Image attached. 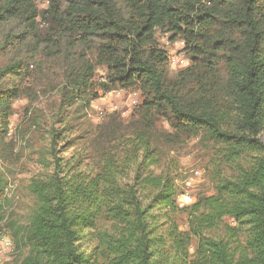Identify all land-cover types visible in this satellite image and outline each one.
Returning a JSON list of instances; mask_svg holds the SVG:
<instances>
[{"label": "trees", "instance_id": "16d2710c", "mask_svg": "<svg viewBox=\"0 0 264 264\" xmlns=\"http://www.w3.org/2000/svg\"><path fill=\"white\" fill-rule=\"evenodd\" d=\"M1 25L0 161L34 68H60L51 173L30 181L37 207L12 231L26 249L16 264H264V0H0ZM157 31L184 43L188 64L170 79ZM118 89L140 93L130 117L73 134L69 114ZM196 135L232 172L179 207L176 165L162 162ZM6 185L0 167V207Z\"/></svg>", "mask_w": 264, "mask_h": 264}, {"label": "rangeland", "instance_id": "374dc122", "mask_svg": "<svg viewBox=\"0 0 264 264\" xmlns=\"http://www.w3.org/2000/svg\"><path fill=\"white\" fill-rule=\"evenodd\" d=\"M35 3L41 10L47 7V0H35ZM5 32L6 27L1 25L0 44ZM156 38L167 53L170 50L177 51L169 42L165 45L168 41L167 34L157 31ZM7 60L8 56H3L0 52V65L5 64ZM179 69L170 67L169 64L165 65L169 79L175 76ZM34 70L35 78L27 82L28 95L19 97L13 102V114L8 129L11 151L6 159L0 161L1 170L7 180L3 194L4 201L0 207V216H2L0 231L12 241L14 239L12 231L15 227L26 226L37 207L36 198L29 189L30 181L33 178H46L51 173V157L48 154L51 124L62 111L59 107V88H56L59 66L53 65L51 58L48 57ZM105 73L104 66L97 67L96 79H103ZM114 104L123 106V109L112 110ZM123 110H127L124 115L121 114ZM133 110V107H127L124 100L103 94L91 101L85 109H79L76 113L71 112L68 117L73 118V124L79 125L73 133L77 134L83 129L92 132L97 125L108 122L112 115L121 120H127ZM157 126L165 132H171L168 125L161 119L158 120ZM261 138L264 142V131L261 133ZM70 150L62 154L68 155ZM168 160H172L170 164L176 165L174 174L180 193L177 197L179 207L192 204L198 196L210 195L213 192V180L218 175L228 176L232 172L230 168L221 165V160H224L221 148L201 135L183 137L172 143L164 155L162 164L167 165ZM172 217L180 229H186L185 212L179 211ZM226 222L230 223L231 220L227 219ZM13 244L14 252L4 264H16L26 252L23 247L17 248L14 241Z\"/></svg>", "mask_w": 264, "mask_h": 264}, {"label": "built area", "instance_id": "2783aa9c", "mask_svg": "<svg viewBox=\"0 0 264 264\" xmlns=\"http://www.w3.org/2000/svg\"><path fill=\"white\" fill-rule=\"evenodd\" d=\"M168 40V39H167ZM171 44V46H174L177 51L170 50V52L167 53V64L170 65V67L175 68H183L187 65V59L183 55V52L181 51L184 43L183 41H166L165 45ZM106 96H111L113 98H118L121 100H124L127 104V107L129 108H135L138 106L141 102V96L138 91H130V90H110L106 94ZM112 110L117 109L121 110L123 109V106L114 104L112 105ZM127 113V110L121 111V114L124 115ZM14 252V244L10 237L5 235L0 231V264H4L8 258L12 255Z\"/></svg>", "mask_w": 264, "mask_h": 264}]
</instances>
